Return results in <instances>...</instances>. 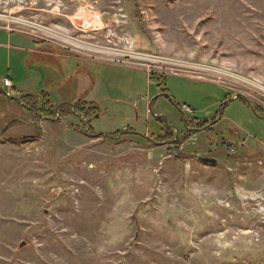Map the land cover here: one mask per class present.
<instances>
[{"label": "rangeland", "instance_id": "374dc122", "mask_svg": "<svg viewBox=\"0 0 264 264\" xmlns=\"http://www.w3.org/2000/svg\"><path fill=\"white\" fill-rule=\"evenodd\" d=\"M0 28L57 56L10 74L25 94L103 112L87 130L0 98V264H264V0H0ZM215 117L183 158L133 134Z\"/></svg>", "mask_w": 264, "mask_h": 264}, {"label": "crops", "instance_id": "0c3cea01", "mask_svg": "<svg viewBox=\"0 0 264 264\" xmlns=\"http://www.w3.org/2000/svg\"><path fill=\"white\" fill-rule=\"evenodd\" d=\"M46 48H48V47H45V49H42V46H40V45H38L37 44V42L35 41V40H33L31 37H28V36H26V35H24V34H21V33H17V32H14V31H9V30H7V29H3V28H0V69H3V70H5V72L7 73L6 75V77L3 79V81H5V80H8L9 82H10V85H11V88H3V81H2V84H0V91L3 93V95H4V97H3V99H4V101H7L8 103H10L11 105H15V106H20V108L23 110V111H25V112H27V113H33L34 111L32 110V111H28V110H26L22 105H21V103H20V98L19 97H21V96H24V95H28V94H25V92H24V90H23V88L21 87V85H20V83L18 82V80L15 82V81H13V80H11V76H10V74L11 73H16V74H19L20 72H21V69L25 66V65H27L26 66V68L27 69H30V71H32L33 73H36L35 71L36 70H38V69H42V67L40 66V65H38V64H34L33 62H35V58H34V56H38V57H43V59H45L46 60V62H47V60H50V59H52V58H56L57 56L56 55H54V53L53 52H48V50L49 49H46ZM50 51V50H49ZM24 54V55H23ZM29 56V57H28ZM32 56V58H30ZM28 58V62L29 63H27L26 62V59ZM64 57H62V56H60V59H63ZM66 58V57H65ZM64 58V59H65ZM31 60V61H30ZM40 60V59H39ZM41 70H39L38 72H40ZM39 76H41L40 74H39ZM45 77H46V75L44 74V75H42V77H41V80L42 81H39V82H43V81H45ZM169 77H172V76H169ZM168 77V78H169ZM173 77H178V76H173ZM184 79H187V80H189V81H191V82H193V83H196L197 85H199V84H205V83H207V82H201V81H194V80H192V79H189V78H185V77H183ZM168 81L166 80H164L163 79V81H162V83H161V86H160V91L158 92L159 94H158V96L157 97H155V98H153L151 101H150V104H149V106L150 107H153L154 106V104L156 103V101L159 99V98H161V97H163L164 99H166V100H168V95H167V93H168V89H167V83ZM209 83H211V82H209ZM212 84H214V83H212ZM160 85V84H159ZM158 85V86H159ZM214 85H216V84H214ZM10 91H13L15 94L14 95H12V93H10ZM39 95V94H38ZM156 95V94H155ZM33 96V95H32ZM236 96V95H235ZM235 96H233V98L235 97ZM49 98V97H48ZM14 99H17L18 101H16V100H14ZM238 99V98H237ZM235 100V101H237V102H239V103H241V104H243V105H247L246 104V102H245V100L243 99V101L242 102H240V101H238V100ZM150 100V99H149ZM79 101H84V100H79ZM78 102V101H77ZM76 103V102H75ZM74 103V104H75ZM91 103H93V102H91ZM52 104V103H51ZM95 104V103H94ZM73 105V104H72ZM72 105H70V106H72ZM224 105H226V103H223L222 104V106H221V108H223L224 107ZM98 106V105H97ZM183 107H184V105H182V106H176V108H177V110L181 113L182 112V110H183ZM101 109V108H100ZM56 110V109H55ZM160 112H158V113H155L156 115H160V114H162V111L163 110H159ZM101 112H102V109H101ZM30 113V114H31ZM37 114V113H36ZM37 116V115H36ZM102 116H103V112H102V115L99 117V119L98 120H95V121H93V122H97V121H99L101 118H102ZM159 117L160 116H156V117H154V121H156L157 123H159V124H161L160 123V119H159ZM58 119V118H57ZM214 119H216V117L215 118H213V119H211V120H207V121H199V122H206V123H208V122H210V121H213ZM216 121V120H215ZM93 122H91V124H88L87 123V126H89V129L90 128H92V123ZM207 125V124H206ZM162 126V125H161ZM205 126V125H204ZM203 126V128L202 129H200V130H202L203 131V133H207V134H210V133H208V130H206V128ZM234 126V128L235 129H237V127L235 126V125H233ZM145 127V126H144ZM189 128V129H188ZM186 130H185V132H184V134H183V136H185L186 134H188V139L191 137L192 138V136H195V134L196 133H198V132H200V130L197 132V131H195V134H193V132L192 133H190V132H188L191 128L192 129H195V128H193V127H188ZM165 129H167V130H170L171 132H173V134H174V140L173 141H175L180 135L176 132H174L171 128H169V127H164V126H162V128L160 129V132H159V134L158 135H156V136H150V138L149 137H146V136H144L143 134H144V132H140V133H143V134H139V132L138 131H136V132H134L133 134L135 135V136H138V137H141V138H143L145 141H146V143H149V144H157V145H165L166 144V142H164V143H161V144H158V143H156L155 141H153L152 140V138H156V137H159V136H161V135H163L164 134V130ZM102 132V131H101ZM117 132H119V131H111V132H109V133H107V132H103L102 133V136H106V137H110V138H112V137H114V134L115 133H117ZM138 132V133H137ZM120 132H119V134L117 135V136H115V137H118V136H120ZM193 134V135H192ZM183 136H180V137H182L183 138ZM207 136V135H206ZM188 139L186 140V142H188ZM185 142V143H186ZM169 145V144H168ZM183 146V145H182ZM182 146H181V148H182ZM181 148H180V152H181ZM212 151H209L208 152V154L209 153H211ZM182 154V153H181Z\"/></svg>", "mask_w": 264, "mask_h": 264}, {"label": "trees", "instance_id": "16d2710c", "mask_svg": "<svg viewBox=\"0 0 264 264\" xmlns=\"http://www.w3.org/2000/svg\"><path fill=\"white\" fill-rule=\"evenodd\" d=\"M3 97L4 95L0 91V98H3ZM19 98H20L21 105L26 110L28 111L33 110L34 111L33 113L35 114L37 113L36 115L38 117H43V119L47 121L56 120L57 118H58L57 120H59L60 118L61 119L68 118L72 116V109H73L75 113L78 116H80V122L81 124L84 125V127H86V129L88 127L87 123L91 124V122L98 120L99 117L102 115L100 107L94 103L78 101L75 104H73L72 107L70 105L64 104V105L59 106L58 108H55L54 106H52L48 96L43 93L39 95H33V96L24 95ZM237 100L240 102L243 101L242 98H238ZM254 110L259 116L261 115V111L257 107L254 108ZM206 124H207L206 122H199L197 119H195V123L190 122L188 123V126L199 128L200 130ZM164 131L165 132L163 135L156 137V138H152V140L158 144L166 142V144H169L170 147L168 150H170L172 154L176 153L177 158H183L184 155L180 153V148L184 144V142H186V140L188 139V134L183 136V138L179 136L175 141H173L175 137L173 132L167 129H165ZM118 134L119 132L115 133L114 137L117 136Z\"/></svg>", "mask_w": 264, "mask_h": 264}, {"label": "built area", "instance_id": "2783aa9c", "mask_svg": "<svg viewBox=\"0 0 264 264\" xmlns=\"http://www.w3.org/2000/svg\"><path fill=\"white\" fill-rule=\"evenodd\" d=\"M92 10H87L86 8H83L82 10L79 11L78 16L80 17V22L82 25L86 23L89 18L93 19V21L96 19L98 20L97 17H95V13L90 12ZM3 88H11L10 82L8 80L3 81Z\"/></svg>", "mask_w": 264, "mask_h": 264}, {"label": "water", "instance_id": "95a60500", "mask_svg": "<svg viewBox=\"0 0 264 264\" xmlns=\"http://www.w3.org/2000/svg\"><path fill=\"white\" fill-rule=\"evenodd\" d=\"M2 92H3V91H2ZM237 98H243V97H242V95H240V94H236V96H235L233 99H231L230 102L235 101ZM14 100L18 101L17 99H14ZM244 100H245L246 104L249 106L251 112H252L254 115H256L257 117H259V115L255 112V110H254V108L252 107V105L250 104V102L247 101L246 99H244ZM261 118H262V117H261ZM261 118H260V119H261ZM263 119H264V118H263ZM218 121H219V119H217V120L215 121V123H217ZM88 129H89V126L87 127V130H88ZM87 130H86V131H87ZM100 135H102V133H98V134H97V136H100ZM119 138H120V136L117 137V139H119ZM110 139H113V138H110ZM202 162L205 163V164H209V165H214V164L216 163V161L213 160V159H203ZM23 246H24V243L20 244L19 247L21 248V247H23Z\"/></svg>", "mask_w": 264, "mask_h": 264}, {"label": "flooded vegetation", "instance_id": "af4514ba", "mask_svg": "<svg viewBox=\"0 0 264 264\" xmlns=\"http://www.w3.org/2000/svg\"><path fill=\"white\" fill-rule=\"evenodd\" d=\"M216 119H217V117H216ZM216 119H214L213 121L208 122L207 125L204 126L206 128V130H208V133H211V129H213L216 125L219 124V121L217 123H215Z\"/></svg>", "mask_w": 264, "mask_h": 264}]
</instances>
